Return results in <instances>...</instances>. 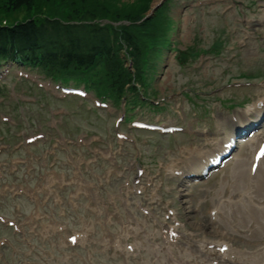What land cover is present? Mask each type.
<instances>
[{"label": "rangeland", "instance_id": "374dc122", "mask_svg": "<svg viewBox=\"0 0 264 264\" xmlns=\"http://www.w3.org/2000/svg\"><path fill=\"white\" fill-rule=\"evenodd\" d=\"M96 1L98 0H33L31 9L11 11L6 9L7 0H0V22L50 18L64 23H94L110 28L124 24H112L124 19H113V12L124 15L130 11H142L148 6L147 0H103L101 4ZM149 3L150 9L158 5L150 11L152 30L141 36L145 49L141 50L138 62L126 59L124 64L130 74L137 72L141 81L126 87L125 95V91L117 95L114 93L112 107H97L92 100L85 99L66 98L59 103L53 99L56 96L50 91L45 92L50 95L49 99L42 96L35 98L29 92L26 82L17 80H14V88L17 90L15 93L26 96V103L18 104L5 97L0 100V113L12 112L13 123L17 124L18 129H24L26 135L50 129L46 124L50 120L46 114L49 107L64 109L67 115L62 123L56 129H51L52 142L58 143V137L54 134L63 135L66 139L62 143L76 142L79 155L72 157L77 151L62 152V143L57 144V147H47V140L38 146H26L21 157L26 158V152H29L31 157L39 158V163H44V167L51 166L72 179H76L73 177V166L77 167L79 158H83L82 170L85 174L80 178L89 182L87 186H81L86 195H79L78 206L75 210H70L68 216L59 214V207L52 206V210L58 219L66 220L70 217L75 222L70 226L72 229H83L84 222L87 221L93 223V232H96L94 238L98 239L117 232H132L134 222L139 224L141 221L142 214L136 203L148 201L151 185L138 193L129 184L136 177L138 168L144 170V176L140 179L149 178L157 187L156 195L162 201L168 202L184 215H197L205 221L212 204L208 196L219 190L217 184L221 172L210 177L207 182L202 181L182 192L190 196L178 192L180 185L177 177L167 173L165 168L172 165L179 169L176 171L182 170L186 165L181 162H191L195 155L204 151L203 145L195 142L189 134H160L154 130H137L127 119L171 118L185 119V122L197 126L207 122L211 125L214 115L219 112L227 116L231 114V108L264 94V88L258 85L261 81L264 83V0H151ZM95 5L102 8L99 6L95 10V19L83 15L84 10H91ZM168 39L175 40L179 51L175 54V51L168 50L162 56L163 51L158 44ZM200 49L208 52L199 51ZM214 50L218 52L212 53ZM138 66L140 70H137ZM32 73L38 71L32 70ZM78 73H74L73 77H82ZM65 75L60 73L58 77ZM67 77L63 78L68 79ZM5 86L12 87L13 83L8 81ZM128 95L139 99L134 105L135 109H130L134 116L115 124L117 117L123 113L122 107L116 108V100L122 101ZM11 128L14 127L0 122V136L12 135L14 131L10 133ZM118 133L125 135L126 139H119ZM87 141L92 142L91 148L86 145ZM95 146L97 148H93ZM95 149H100L104 154H98ZM89 158L90 162L87 163ZM125 183L129 184V191L123 187ZM73 184L79 183L75 181L67 189L72 190L70 186L74 188ZM95 194L97 200L94 199ZM181 195L188 199L187 204H180ZM109 196L111 199L106 201ZM2 197L0 208L3 209L9 201L1 199ZM204 198L205 201L202 202ZM74 202L76 204L75 200ZM102 202H107V206ZM89 205L101 208V213H94ZM183 206L189 207L184 210ZM195 209L199 212H195ZM107 211L115 213L114 221L110 224L104 222ZM154 211L156 215L160 214L157 206ZM129 215L134 219L128 220ZM79 218L81 220L78 222ZM177 219L185 224L183 217L178 216ZM143 220L148 224L149 230L155 228L156 225L151 224V220ZM158 220H162V217H158ZM67 222L69 223L68 218ZM195 226H198L197 223L187 221V228ZM12 232L10 227L0 224V240L6 239L9 243V246L0 245V264H91V260L105 262L104 253L99 250L106 246L96 242L90 244L87 251L77 246L67 247L63 245V235L67 232L56 233L48 239L40 237L37 231L30 233L33 248L25 247L28 246L25 234L22 236ZM140 238L141 234L138 239ZM15 246L17 253H10ZM89 255L91 260L88 259ZM123 258L119 255L117 260L109 261L111 264H118ZM134 260L138 263L137 259ZM106 263L109 264L107 261Z\"/></svg>", "mask_w": 264, "mask_h": 264}, {"label": "trees", "instance_id": "16d2710c", "mask_svg": "<svg viewBox=\"0 0 264 264\" xmlns=\"http://www.w3.org/2000/svg\"><path fill=\"white\" fill-rule=\"evenodd\" d=\"M101 1L103 0L96 3L101 4ZM150 1L147 0L148 6L142 11H130L124 15L112 13L113 19L124 17L129 21V25L112 27L110 30L112 41L109 40L110 34L106 28L102 29L95 24L85 27L50 18L44 20L29 18L13 23L0 22V57H25L26 54L36 53L45 55L49 50L64 57L62 62L68 64L90 66L96 59H101L105 62L111 78L121 79L120 72L125 68L118 59L120 44L129 46L133 58L139 57V51L144 47L141 36L152 30L151 16L145 17ZM5 6L11 11L22 8L28 10L32 8L33 0H7ZM99 6L95 5L93 9L84 10L82 13L95 19V10ZM99 8L102 9L101 6Z\"/></svg>", "mask_w": 264, "mask_h": 264}, {"label": "bare ground", "instance_id": "6f19581e", "mask_svg": "<svg viewBox=\"0 0 264 264\" xmlns=\"http://www.w3.org/2000/svg\"><path fill=\"white\" fill-rule=\"evenodd\" d=\"M253 109L256 108L252 107L251 110ZM258 117H260L259 113ZM256 144H259V140H257ZM255 156H257L256 164L252 168V157ZM242 158H234L230 162L232 163L228 172L230 181L222 182L220 187V189L223 187L227 188L229 185V193L235 194L234 198H239V201H231L233 198H229L225 200L224 204L219 205L214 223H219L224 229L210 230L213 233L212 235L215 234L223 239L221 246L226 245L227 247L222 248V250L220 248L218 250L206 249L200 243L191 252L182 250V253H178L177 258L174 259L175 262L208 264L210 261H219L220 264H234L235 260L233 258L237 256L236 261L241 264H264V156L262 157L260 154H256ZM258 162L259 164L257 166ZM254 168L255 170H253ZM217 193L218 191H214L212 198ZM180 202V204H187L188 199L183 198L181 195ZM214 206L215 204L213 208ZM188 207L183 206L184 209ZM208 226H201L195 229H203V227L209 228ZM140 230L141 228L136 224L132 228V232H140ZM234 234L244 239L239 245L243 246V243H245L248 247L254 248L248 249L247 245V248H243L244 246H235L234 243H239V241L235 239ZM151 235L157 236V234ZM153 245L156 244L153 243ZM233 245L234 248L232 247ZM176 246L165 244V249H172ZM152 247L150 246V250L153 249ZM138 249L134 252H137ZM118 255L116 253V256ZM125 255L127 256L126 253ZM207 255L213 257L209 258ZM164 262V260H160V257L156 261L157 264H165Z\"/></svg>", "mask_w": 264, "mask_h": 264}, {"label": "snow or ice", "instance_id": "6c2138e0", "mask_svg": "<svg viewBox=\"0 0 264 264\" xmlns=\"http://www.w3.org/2000/svg\"><path fill=\"white\" fill-rule=\"evenodd\" d=\"M260 155L264 156V149H261ZM253 170H255V168ZM72 239L75 240V237H72Z\"/></svg>", "mask_w": 264, "mask_h": 264}]
</instances>
